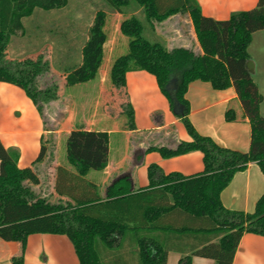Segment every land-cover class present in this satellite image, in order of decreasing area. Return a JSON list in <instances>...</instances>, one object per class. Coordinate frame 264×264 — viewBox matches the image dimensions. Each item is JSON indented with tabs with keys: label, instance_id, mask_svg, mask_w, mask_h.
<instances>
[{
	"label": "trees",
	"instance_id": "1",
	"mask_svg": "<svg viewBox=\"0 0 264 264\" xmlns=\"http://www.w3.org/2000/svg\"><path fill=\"white\" fill-rule=\"evenodd\" d=\"M106 1L112 11L121 13H129L125 7L134 1L151 22L190 12L202 51L169 49L162 42L149 40L141 19L133 15L121 24L122 33L130 38L129 51L116 59L111 72L121 86V76L132 69L152 73L172 110L174 100L168 84L178 76L176 97L184 111L177 116L191 140L180 141L176 147L150 146L147 151H158L165 158L200 151L204 170L193 175L166 174L154 163L148 167V187L133 190L125 179L104 197L87 174L107 167L109 133L77 129L67 140V157L75 171L56 168L55 191L60 198L54 202L35 191L41 183L42 163L55 152L54 133L43 134L41 151L32 167H19L20 150L0 143V239L18 243L12 264H24L27 240L34 233L68 236L80 264H167L171 251L183 254L179 264H193L195 256L210 258L214 264H234L246 233L264 236V194L254 212L245 214L238 224L217 216L224 209L221 193L237 172L255 162L264 173V97L249 69L248 52L253 33L264 30V0L226 20L204 15L195 0ZM67 4L68 0H0V33L23 30V19L37 8L52 10ZM107 15L104 10L95 15L82 48V62L66 72L67 86L96 78L104 61ZM195 80L211 82L215 89L235 87L251 124L249 151H225L220 162L215 161L218 150L200 135L190 119L185 95ZM0 81L14 82L2 72ZM30 95L39 107L37 97ZM226 118L234 121L235 111L229 109ZM45 130L51 129L47 126Z\"/></svg>",
	"mask_w": 264,
	"mask_h": 264
},
{
	"label": "crops",
	"instance_id": "2",
	"mask_svg": "<svg viewBox=\"0 0 264 264\" xmlns=\"http://www.w3.org/2000/svg\"><path fill=\"white\" fill-rule=\"evenodd\" d=\"M258 1L195 0L204 15L218 20L229 19L235 12L250 10L257 6ZM106 12L107 18L113 15L119 20V24L115 37H108L107 34L105 54L108 44L111 48L109 52L113 54L121 48L122 43L126 44L124 40L128 36L122 33L121 24L133 15L141 19L144 36L149 40L161 41L169 49L186 47L202 51L189 11L176 13L161 22L149 21L142 8L129 13ZM106 28L105 25V31ZM113 54H110L107 60L104 55L103 64L95 79L106 76L107 79L113 80L111 70L117 59L113 58ZM19 60L21 61L22 58ZM107 67L108 71L104 69ZM1 69L0 65V72L14 82L0 81V143L5 148L14 147L20 150L18 165L21 168L33 166L41 151L43 134H56L60 147L67 148L70 133L73 130L83 129L106 131L110 136L107 167L104 170H91L87 174V179L97 185L100 194L104 197L112 186L125 179L133 190L148 187V167L154 163L158 164L166 174L180 172L184 175H193L204 170L203 154L200 151L170 158L163 157L158 151H147L150 146L176 147L180 141H190L191 137L181 119L172 110L168 98L161 91L156 76L146 70L132 69L121 76L123 85L120 90V102L127 107L126 111L121 110L117 114L108 111H102L101 114L94 111L95 113L91 114L89 111L86 116H80L76 111H71L68 115L63 113L61 118H57L60 123L51 122V130L47 131L45 129L49 124L47 125L44 115L41 114L25 83L18 78L17 74L21 70L16 69L18 72L15 75H8ZM23 69L21 72L24 75L25 69ZM173 78H177L178 82V76ZM18 83H22L24 87ZM185 96L190 103V119L195 128L218 150L215 157L217 163L220 162L222 152L249 151L251 124L245 116L235 87L215 89L211 82L195 80L189 84ZM229 109L235 111L234 121H228L226 118ZM51 121H54V117ZM117 133H123L126 145L123 153L114 154L112 137ZM55 158L51 166L55 173L58 166L75 171L64 150L62 153H57ZM45 165L48 167L44 162L42 168L46 169ZM263 194L264 173L257 163H249L247 169L237 172L231 183L222 191L221 201L224 209L217 214L218 218L240 223L245 214L254 212ZM63 199L68 198L63 196ZM18 251L17 242L0 239V264H12L11 259ZM24 257V264H80L72 241L62 234L29 235ZM182 257V253L171 251L167 264H179ZM193 264H214V260L195 256ZM234 264H264V236L246 233L237 249Z\"/></svg>",
	"mask_w": 264,
	"mask_h": 264
},
{
	"label": "rangeland",
	"instance_id": "3",
	"mask_svg": "<svg viewBox=\"0 0 264 264\" xmlns=\"http://www.w3.org/2000/svg\"><path fill=\"white\" fill-rule=\"evenodd\" d=\"M125 9L135 11L139 8L133 1ZM100 10L112 12L106 0H68V4L61 8H37L23 19V30L9 35L0 34L1 71L15 75L18 72L16 69H25L24 75L21 71V74L18 72V78L25 83L29 93L37 97L49 127L51 122L60 123L57 118H61L63 113L68 115L71 111L86 116L89 111L91 114L94 111L100 114L102 111L117 114L121 110H127L120 102L121 85L118 81L105 76L74 86L65 84L66 72L82 62V48L89 35V25ZM118 24L119 20L113 15L106 19L108 37L116 36ZM125 41L126 44L122 43L121 48L114 54L109 52L111 48L108 44L106 54L104 53L106 60L110 54H113V58L127 54L129 38L126 37L124 43ZM248 52L251 55L252 77L264 97V30L253 33ZM104 69L108 71V67ZM261 114L264 116V100ZM52 117L54 121H51ZM54 136L55 152L46 157L48 167L45 165L46 169L41 170V183L35 186V191L39 196L57 202L60 197L55 191V172L51 166L56 159L55 155L63 150L67 153V148L60 147L59 138L57 139L56 134ZM112 139L113 153H123L126 145L123 133L114 134Z\"/></svg>",
	"mask_w": 264,
	"mask_h": 264
},
{
	"label": "water",
	"instance_id": "4",
	"mask_svg": "<svg viewBox=\"0 0 264 264\" xmlns=\"http://www.w3.org/2000/svg\"><path fill=\"white\" fill-rule=\"evenodd\" d=\"M250 64H251V62H249V69H250ZM168 89H169L171 95L173 96V100H174V110L173 111L177 115L183 114L184 107L182 106V104L180 103V101L176 97V92H177V89H178L177 78H173V77L171 78V80H170V82L168 84Z\"/></svg>",
	"mask_w": 264,
	"mask_h": 264
}]
</instances>
